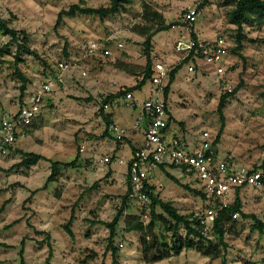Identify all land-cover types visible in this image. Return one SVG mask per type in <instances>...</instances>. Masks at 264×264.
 <instances>
[{
  "label": "rangeland",
  "instance_id": "1",
  "mask_svg": "<svg viewBox=\"0 0 264 264\" xmlns=\"http://www.w3.org/2000/svg\"><path fill=\"white\" fill-rule=\"evenodd\" d=\"M142 1L132 0L125 10L104 19L81 14L64 17L56 29L60 11L75 4L90 8L107 7L110 0H0V18L8 20L17 30L27 31L32 49L39 54V59L25 56L24 62L18 66L15 64V47L10 49L9 55L0 57V118L3 114L17 112L34 88L49 72H54L57 62H76L88 73L87 77H83L79 70L69 74L67 86L47 99L43 112L28 130L26 138L19 141L0 163V208L6 200H12L0 215V243L8 246L0 247V264H20L23 239L26 240V264H114L111 252L107 251L109 231L100 222L114 219L127 193L126 166L120 165L123 172L115 178L108 175L109 171L113 172V161L98 167L93 161L113 154L114 147L111 139L103 137L106 124L100 111V98L137 82L134 75L117 69L115 64H131L138 72L146 64L144 40L132 32V27L140 23ZM186 2L172 0L169 4H158L156 8L168 22H179ZM231 10L225 0L206 3L194 35L207 41L224 36L230 44L225 60L226 78L237 92L228 100L224 110L226 127L220 143L215 146L218 158L230 161L236 167L255 169L264 164V23L254 21L244 25L243 34L247 39L240 51L244 57L241 58L232 52L237 46L238 31L229 21ZM112 32L122 36L124 51H116L113 58L81 60L80 50L85 42L103 39ZM184 34L185 31L177 26L156 35L154 64L163 62L172 69L182 65L167 99L173 121L181 128L180 139L186 137L188 141L200 142L203 134L208 132L216 140L221 129L218 105L225 93L212 70L204 71L196 65L195 72L190 73L188 64H182V56L174 50V43ZM7 42L9 38L0 31V46ZM16 69L29 80L23 97L21 87L24 83ZM102 78L107 80L106 85L101 83ZM151 87L149 81L142 90L134 92L138 109L128 105L122 97L112 104L113 107L110 104L109 108H104L105 113L114 114L121 126H134L143 102L150 96ZM81 146L86 147L85 153L80 152ZM125 149L128 153L122 155H127L128 160L131 158L129 146ZM16 150L40 154L47 160L32 167H21L22 155ZM78 155L82 166L62 168L57 181L44 189L50 176L51 161L71 162ZM167 172L183 184L199 190L194 176L183 175L177 168L163 170L158 167L149 177L155 194L171 202L182 215L203 216L207 201L176 184ZM37 189L40 191L25 203L31 196L30 191ZM240 197L243 212L261 221L264 190L245 189L240 192ZM143 214L139 204L129 203L126 215ZM157 214H163V211L158 208ZM72 215L75 216L72 223L74 240L62 228ZM234 220L228 227L227 248L221 258H206L189 250L150 264H223L224 260L226 264H264V234L252 230L251 218H243L240 214ZM150 221L148 214L147 223ZM155 231L160 239H170L171 235L166 233L163 225L156 223ZM210 232L211 229L208 233L212 239ZM181 234L184 235V231ZM114 246L119 251L117 264H149L143 261L139 235L125 231V218L117 228Z\"/></svg>",
  "mask_w": 264,
  "mask_h": 264
},
{
  "label": "built area",
  "instance_id": "2",
  "mask_svg": "<svg viewBox=\"0 0 264 264\" xmlns=\"http://www.w3.org/2000/svg\"><path fill=\"white\" fill-rule=\"evenodd\" d=\"M145 1L156 6L172 2V0ZM209 1L211 0H187L179 17V28H182L185 34L175 40L174 50L182 56V61L189 60L188 72L194 73L196 65L204 71L212 70L219 78L224 93H231L234 88L226 78L228 69L225 67L230 47L227 38L219 36L207 41L196 35V38L193 37L205 4ZM121 37L120 33L112 32L103 39L85 42L80 50L81 60L93 57L113 58L116 51L125 50V43ZM76 70L81 71L83 77L88 76L76 62L65 60L57 62L54 72H49L34 88L17 112L3 114L0 118V163L9 156L19 141L26 138L28 130L43 112L47 99L65 88L69 74ZM172 71V67L163 62L154 64L150 96L143 102L133 126V130H141V125L145 122L144 141L132 153L130 160L118 158L116 162L127 166L130 180L128 202H135L143 208L145 224L150 211V198L147 192L148 186L151 185L149 177L153 169L160 165L166 168L175 167L183 175L194 176L199 183V191L208 203L205 214L197 215L201 217L205 230L209 231L213 227L217 213L233 204L238 189L264 190V167L260 166L257 169L236 167L230 161L219 160L215 147L216 140L208 132L203 134L202 140L195 147L169 134L170 113L165 99V88ZM105 98L106 96L100 98L102 106ZM124 98L128 105L137 107L132 94H127ZM109 106L110 104L104 105V108ZM107 131L115 141H122L129 134L128 130L114 123L108 126ZM80 152L85 153L86 147L81 146ZM110 161L109 157L94 159L93 165L104 166ZM239 215L235 213L233 218L237 219ZM261 221L264 223V212Z\"/></svg>",
  "mask_w": 264,
  "mask_h": 264
},
{
  "label": "trees",
  "instance_id": "3",
  "mask_svg": "<svg viewBox=\"0 0 264 264\" xmlns=\"http://www.w3.org/2000/svg\"><path fill=\"white\" fill-rule=\"evenodd\" d=\"M132 0H110V4L107 7L100 8H90L85 5H72L68 10H62L58 14L57 22L55 28L58 29L64 17L73 18L77 14L81 15H95L99 16L101 19H104L109 16L119 14L126 9V6ZM226 5L232 7V10L229 13V21L231 24L237 27L238 34L235 38L237 46L232 49L233 54L244 58L240 51L243 50V42L247 39L243 34L244 25L249 22L259 21L264 23V0H225ZM206 5V4H205ZM141 19L140 23L132 27V32L144 39L143 44V55L146 59V64L140 72L135 71V67L131 64L125 62H118L115 64L116 68L127 73L134 75L137 82L134 86L128 87L125 86L118 92L108 95L103 106L100 108L101 114L104 116V121L106 124V130L103 134V137H108L110 134L107 131V128L110 124L113 123L114 114L105 113L104 105L113 104L116 100L126 97L127 94H132L138 90H142L146 84L151 80L154 74V38L161 32H166L174 27L179 26V22H168L164 14L156 8V5L142 1L141 4ZM0 31L4 36L9 38V42L0 46V57L10 54V49L15 47L16 51L14 53L15 64L24 62V57H34L39 59V54L37 51L32 49L30 43V34L25 30H17L11 27L10 22L6 19L0 18ZM193 37L196 36L193 34ZM189 60L183 61L182 64L188 63ZM182 68V65L173 69L170 80L165 88V99L167 101L168 95L171 89L172 84L175 81L177 72ZM17 75L24 83L21 87V97L24 96V93L29 84V80L26 79L19 69H16ZM237 90L235 89L231 93H226L221 96L218 111L221 116V129L217 136L215 146H217L223 134V131L226 127L224 110L227 106L228 100L236 94ZM80 101L79 98H76ZM173 120L170 117V123ZM169 123V125H170ZM125 140L117 141L119 145L124 143ZM22 155V160L19 163L21 167H32L37 165L40 161L47 160L45 156L36 154V153H24L22 151L16 150ZM134 152V151H133ZM132 152V153H133ZM51 161V160H48ZM131 163V162H130ZM80 156L78 155L71 162H53L51 161V172L48 178V181L44 187L47 189V185L51 182L57 181V176L61 169H76L82 166ZM161 169L165 170L166 167L160 165ZM264 167V164L262 165ZM175 168V167H171ZM259 168V167H258ZM257 169V168H255ZM168 173V172H167ZM168 176L179 186H181L186 191L194 194L198 197L205 199V196L199 191L192 189L189 185L183 184L179 179L168 173ZM97 184L94 185L96 187ZM130 188L129 175L127 174V193L123 196L120 204V208L111 222H100V224L105 225L109 231L108 237V253L111 252L113 256V263L117 264L118 257V248L114 246V241L117 237V228L120 221L125 218V231L127 233H137L139 235V242L142 250L143 261L146 263H158L167 259H170L174 256L181 255L184 251L194 250L201 254L203 257L217 259L222 257V253L227 248L226 244V235L228 227L235 221L233 215L239 213L243 218H251L253 220L252 230L258 231L261 234H264V223L258 220L254 215H248L243 212V203L240 197L241 190L238 189L236 193V198L229 207L220 210L214 220L213 227L211 229L210 235L212 234L213 238L210 239L208 231L205 230V226L202 223L200 216L192 214L189 216L182 215L179 211L173 207L171 202H167L161 199L157 194H155V187L148 186V196L150 198V207H149V216L150 223H144L142 215H126V211L129 208L128 202V190ZM40 190L30 191L31 196L25 200V203L31 201V199L39 192ZM32 197V198H31ZM12 202L11 199H8L4 202L0 208V215L5 211L6 207ZM208 207V206H207ZM161 209L163 214H157V209ZM75 216L72 215L69 222L62 226L68 236L74 240L75 234L72 230V223ZM17 222H14L16 224ZM159 223L163 225L166 229V233L170 234V239L167 240V237L160 239L158 234L155 231V224ZM181 231H184V235L181 234ZM25 243L26 240L23 239L20 246L19 258L20 264H26L25 260ZM0 247H8L6 244L0 243ZM223 264H226V261H223Z\"/></svg>",
  "mask_w": 264,
  "mask_h": 264
},
{
  "label": "crops",
  "instance_id": "4",
  "mask_svg": "<svg viewBox=\"0 0 264 264\" xmlns=\"http://www.w3.org/2000/svg\"><path fill=\"white\" fill-rule=\"evenodd\" d=\"M168 14H170V13H168ZM166 20H167V18H166ZM140 38H142V37H140ZM101 59H105V58L102 57ZM100 80H101V83H105V85H106V83H107V80L106 79L102 78ZM128 87H131V86H128ZM132 95H133L135 101L137 102V100H136V98L134 96V93H132ZM113 105H112V107H113ZM135 109H138V104H137V107ZM168 110H169V107H168ZM169 113H170V111H169ZM170 117H172L171 113H170ZM175 122H176L175 120L174 121L173 120L171 121V123L169 125V134L172 137H179L180 136L179 132L181 131V128L180 127H177ZM113 123L116 124V125H118L121 128H124V129L127 128L126 130L129 131L128 137L124 139L125 141L121 145H119L118 142L115 141L112 136L106 137L107 139H111L114 142V147L111 150L113 154H106L105 155V157H108V156H112L113 157L112 160H111V161H113L112 166H111L112 167L111 169L113 170V172H110L109 171L108 172V175H110V176L113 175L115 178H117V175L119 173L123 172V170L120 167L121 164H119V163L116 162V159L121 158V159H125L126 160V156L127 155L126 156L125 155L123 156L122 153H124V152H126V154L128 153L127 150L125 149V147H127V145L129 146L130 155L132 157V152L135 151L136 148H138L139 146H141L142 143H143V141H144V131H145L146 124H144V126L141 128V130H133V126L132 125H128V126H125V127L124 126H121L120 125L121 123L118 121V119L116 117L113 118ZM183 141H185L191 147H195L199 143L198 141H195V140L188 141L186 137L183 138ZM128 160H130V158ZM126 180H127V166H126Z\"/></svg>",
  "mask_w": 264,
  "mask_h": 264
}]
</instances>
